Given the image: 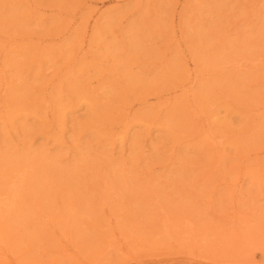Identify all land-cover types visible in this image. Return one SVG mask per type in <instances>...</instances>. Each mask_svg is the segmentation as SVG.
Returning <instances> with one entry per match:
<instances>
[{"label": "rangeland", "instance_id": "obj_1", "mask_svg": "<svg viewBox=\"0 0 264 264\" xmlns=\"http://www.w3.org/2000/svg\"><path fill=\"white\" fill-rule=\"evenodd\" d=\"M23 171L0 264H264V0H0Z\"/></svg>", "mask_w": 264, "mask_h": 264}, {"label": "bare ground", "instance_id": "obj_2", "mask_svg": "<svg viewBox=\"0 0 264 264\" xmlns=\"http://www.w3.org/2000/svg\"><path fill=\"white\" fill-rule=\"evenodd\" d=\"M193 83L194 81H192L191 85H189V87L183 91L185 94H187L189 90H191L194 87ZM204 132H205V138L207 140H210L213 144H215V147L217 148V152L218 154H220L221 150L219 149L220 148L219 146L222 144V141L220 140L217 141L214 132L211 129H205ZM27 178H28V171L17 173L12 177L9 183L8 191L0 194V221L4 220L6 216L16 208L18 198L20 197V194L22 192V189L25 185ZM188 226H189L188 228L189 230H188L187 238L191 240L190 241L191 243L193 238L195 237L194 236L195 231L190 224ZM167 232L169 233L170 231L168 230ZM206 239L211 240L212 238H210V236L209 237L207 236ZM3 241L5 240L3 239L0 233V242Z\"/></svg>", "mask_w": 264, "mask_h": 264}]
</instances>
